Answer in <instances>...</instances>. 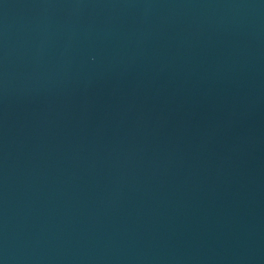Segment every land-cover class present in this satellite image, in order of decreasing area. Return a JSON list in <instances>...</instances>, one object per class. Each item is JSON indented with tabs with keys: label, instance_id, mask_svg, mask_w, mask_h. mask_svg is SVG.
I'll return each instance as SVG.
<instances>
[{
	"label": "water",
	"instance_id": "1",
	"mask_svg": "<svg viewBox=\"0 0 264 264\" xmlns=\"http://www.w3.org/2000/svg\"><path fill=\"white\" fill-rule=\"evenodd\" d=\"M0 264H264V0H0Z\"/></svg>",
	"mask_w": 264,
	"mask_h": 264
}]
</instances>
